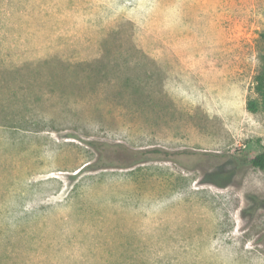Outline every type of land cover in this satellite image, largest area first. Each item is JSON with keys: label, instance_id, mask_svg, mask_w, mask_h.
Wrapping results in <instances>:
<instances>
[{"label": "rangeland", "instance_id": "1", "mask_svg": "<svg viewBox=\"0 0 264 264\" xmlns=\"http://www.w3.org/2000/svg\"><path fill=\"white\" fill-rule=\"evenodd\" d=\"M263 70L264 0H0V264H264Z\"/></svg>", "mask_w": 264, "mask_h": 264}, {"label": "trees", "instance_id": "2", "mask_svg": "<svg viewBox=\"0 0 264 264\" xmlns=\"http://www.w3.org/2000/svg\"><path fill=\"white\" fill-rule=\"evenodd\" d=\"M256 91L260 95V97L264 101V70L261 71L257 77H256ZM257 103L255 101H250L248 103V109L250 111H256L258 110V107L256 105ZM90 144H93L92 142ZM146 161L144 157H139L135 163ZM239 165L241 164L240 161L237 162ZM248 163L251 165H254L256 167H260L264 169V152L259 153L253 157H251L248 160Z\"/></svg>", "mask_w": 264, "mask_h": 264}]
</instances>
